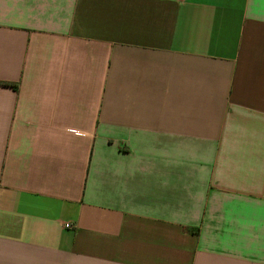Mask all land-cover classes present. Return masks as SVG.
<instances>
[{
    "label": "crops",
    "instance_id": "0c3cea01",
    "mask_svg": "<svg viewBox=\"0 0 264 264\" xmlns=\"http://www.w3.org/2000/svg\"><path fill=\"white\" fill-rule=\"evenodd\" d=\"M0 264H264V0H0Z\"/></svg>",
    "mask_w": 264,
    "mask_h": 264
},
{
    "label": "built area",
    "instance_id": "2783aa9c",
    "mask_svg": "<svg viewBox=\"0 0 264 264\" xmlns=\"http://www.w3.org/2000/svg\"><path fill=\"white\" fill-rule=\"evenodd\" d=\"M66 227H69V224H65Z\"/></svg>",
    "mask_w": 264,
    "mask_h": 264
}]
</instances>
